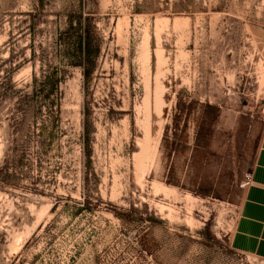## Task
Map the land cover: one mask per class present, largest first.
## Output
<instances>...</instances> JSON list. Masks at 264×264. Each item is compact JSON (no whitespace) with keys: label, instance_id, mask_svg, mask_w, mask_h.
<instances>
[{"label":"rangeland","instance_id":"obj_1","mask_svg":"<svg viewBox=\"0 0 264 264\" xmlns=\"http://www.w3.org/2000/svg\"><path fill=\"white\" fill-rule=\"evenodd\" d=\"M263 106L264 0H0V264H264Z\"/></svg>","mask_w":264,"mask_h":264},{"label":"trees","instance_id":"obj_2","mask_svg":"<svg viewBox=\"0 0 264 264\" xmlns=\"http://www.w3.org/2000/svg\"><path fill=\"white\" fill-rule=\"evenodd\" d=\"M95 36L96 27L89 15H85L81 10L76 13H69L66 28L59 32L57 37V49L60 58L72 66H81L84 75L88 76L95 54L98 51ZM33 56H35V52ZM40 62V76H34V80L39 81V90L42 97L54 103L55 99L52 96L58 91L65 71L55 68L44 59V56L40 59ZM51 110L54 113L55 110Z\"/></svg>","mask_w":264,"mask_h":264},{"label":"crops","instance_id":"obj_3","mask_svg":"<svg viewBox=\"0 0 264 264\" xmlns=\"http://www.w3.org/2000/svg\"><path fill=\"white\" fill-rule=\"evenodd\" d=\"M254 180L257 183L251 185L248 200L251 201L250 206L251 209L253 208L252 211L256 210L258 214L264 211V137L263 145L254 169ZM246 208L248 209L247 206Z\"/></svg>","mask_w":264,"mask_h":264},{"label":"built area","instance_id":"obj_4","mask_svg":"<svg viewBox=\"0 0 264 264\" xmlns=\"http://www.w3.org/2000/svg\"><path fill=\"white\" fill-rule=\"evenodd\" d=\"M263 114H264V106H263Z\"/></svg>","mask_w":264,"mask_h":264},{"label":"bare ground","instance_id":"obj_5","mask_svg":"<svg viewBox=\"0 0 264 264\" xmlns=\"http://www.w3.org/2000/svg\"><path fill=\"white\" fill-rule=\"evenodd\" d=\"M159 191V190H158Z\"/></svg>","mask_w":264,"mask_h":264}]
</instances>
